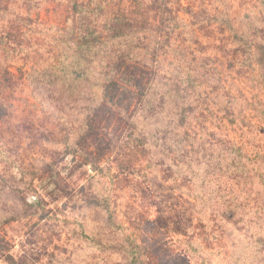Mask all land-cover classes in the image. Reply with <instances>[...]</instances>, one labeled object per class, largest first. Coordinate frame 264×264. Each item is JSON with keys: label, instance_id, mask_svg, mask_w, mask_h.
Returning <instances> with one entry per match:
<instances>
[{"label": "rangeland", "instance_id": "1", "mask_svg": "<svg viewBox=\"0 0 264 264\" xmlns=\"http://www.w3.org/2000/svg\"><path fill=\"white\" fill-rule=\"evenodd\" d=\"M74 1L96 3L0 0V264H130V239L142 264H264V0H100L91 26L134 24L96 26L99 57L152 69L158 107L100 160L83 134L101 76L43 75Z\"/></svg>", "mask_w": 264, "mask_h": 264}, {"label": "trees", "instance_id": "2", "mask_svg": "<svg viewBox=\"0 0 264 264\" xmlns=\"http://www.w3.org/2000/svg\"><path fill=\"white\" fill-rule=\"evenodd\" d=\"M95 1L94 8L89 4L80 5L76 1L71 4L72 10L69 11L67 19L72 25L67 29L70 35L67 45H64L62 52L59 51L56 63L49 65V70L45 69L43 75L47 76L48 83H53L54 79L59 78L57 71L66 73L69 72V67L70 71L78 68L76 74L80 79L92 66L91 74L97 73L101 76L94 84L95 103L91 104L86 114L83 134V139L87 142L83 152L94 160H100L106 153L114 150L116 143H113V137L119 143L121 139L131 138V131L138 130L139 113L142 114L144 110L155 113L158 107L147 96L156 80V73L152 69L130 56L131 53L114 52L112 56H108V61L104 56L99 57L103 39L96 26L103 27L114 38L126 34L134 23L122 12L104 19L100 25L91 26L88 23L89 16L101 10L100 0ZM1 29L5 31L3 26ZM147 99L149 102L145 104ZM2 112L3 106L0 103V114ZM127 244L131 247V254H134L129 259L130 264H142L139 256L132 251L138 247L137 242L130 239Z\"/></svg>", "mask_w": 264, "mask_h": 264}]
</instances>
